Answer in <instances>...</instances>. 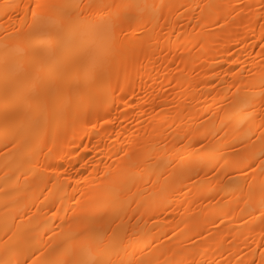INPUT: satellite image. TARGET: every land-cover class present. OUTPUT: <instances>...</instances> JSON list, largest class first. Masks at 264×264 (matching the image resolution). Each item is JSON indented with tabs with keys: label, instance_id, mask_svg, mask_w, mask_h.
I'll list each match as a JSON object with an SVG mask.
<instances>
[{
	"label": "bare ground",
	"instance_id": "bare-ground-1",
	"mask_svg": "<svg viewBox=\"0 0 264 264\" xmlns=\"http://www.w3.org/2000/svg\"><path fill=\"white\" fill-rule=\"evenodd\" d=\"M0 264H264V0H0Z\"/></svg>",
	"mask_w": 264,
	"mask_h": 264
},
{
	"label": "rangeland",
	"instance_id": "rangeland-1",
	"mask_svg": "<svg viewBox=\"0 0 264 264\" xmlns=\"http://www.w3.org/2000/svg\"><path fill=\"white\" fill-rule=\"evenodd\" d=\"M193 143H195V146L197 147V146H200V144H198L199 142H197V141H193Z\"/></svg>",
	"mask_w": 264,
	"mask_h": 264
}]
</instances>
